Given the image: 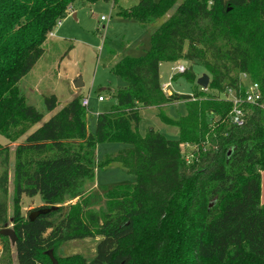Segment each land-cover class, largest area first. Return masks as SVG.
Listing matches in <instances>:
<instances>
[{
    "label": "trees",
    "instance_id": "obj_1",
    "mask_svg": "<svg viewBox=\"0 0 264 264\" xmlns=\"http://www.w3.org/2000/svg\"><path fill=\"white\" fill-rule=\"evenodd\" d=\"M75 1L0 0V134L17 140L41 123L14 150L17 240L13 245L0 233V264H54L50 249L55 254L86 237H101L93 259L74 255L57 264H264V0H140L121 9L144 28L163 21L144 55H125L112 66L124 84L110 110L97 114L94 132L83 97L43 121L18 87ZM98 1L116 0L81 3ZM181 60L190 66L172 79L196 83L198 65L210 76L207 89L197 83L201 92L165 91L161 64ZM249 82L259 84L256 102L243 99ZM229 89L243 99L241 124L233 121ZM181 100L186 113L169 116L165 106ZM44 103L48 112L59 104L55 94ZM145 107L177 127L178 137L154 128L142 135ZM101 142L129 146L99 160ZM9 161V144H0V229L8 221ZM115 162L136 182L95 192L97 168ZM38 194L43 207L55 208L31 219L21 199Z\"/></svg>",
    "mask_w": 264,
    "mask_h": 264
},
{
    "label": "rangeland",
    "instance_id": "obj_2",
    "mask_svg": "<svg viewBox=\"0 0 264 264\" xmlns=\"http://www.w3.org/2000/svg\"><path fill=\"white\" fill-rule=\"evenodd\" d=\"M139 1H98L82 5L81 0H76L74 3L76 15H74V11H69L60 18L61 22L57 23L53 31L49 33L44 54L18 83L25 102L44 113L43 121L48 120L55 111L75 96H86L89 98L88 129L90 132L95 131L97 114L110 110L116 103V98L113 96L114 90L124 84L123 79L114 74L112 66L125 55H144L150 47L151 32L163 21L153 22L148 28H144L137 20L124 17L120 13L121 9L131 8ZM71 45H74L72 49H70ZM178 64H182L186 68L190 66V63L184 60L162 63L161 81L163 85L171 82V85L166 88V92L176 91L186 94L201 92V88L197 87L198 79L196 83L187 81L183 76L175 80L172 79ZM193 69L198 78L207 73L203 67L198 65H194ZM78 77L81 78L83 85L77 88L74 86V81ZM51 94L57 96L59 104L55 110L48 112L45 108L44 97ZM99 95H103L105 99L98 100ZM164 110L169 116L177 118L186 113V103L184 100L177 101L165 106ZM157 112L158 110L154 107L141 109L142 120L139 125L141 134L145 135L150 128H154L169 138H177L178 128L162 122ZM40 125L41 123L32 126L27 134L36 130ZM27 134L13 141H9L0 134V144L8 143L10 147L7 224L12 228L14 150ZM128 146L122 142H101L97 145V158L103 160L107 154L117 153ZM184 150L189 158L192 152L191 146H185ZM136 180L135 175L127 172L120 163L115 162L97 168L93 188L95 192L101 193L103 189L135 183ZM261 201L264 203V171L262 173ZM43 205L44 202L39 194L33 197L23 195L20 209L23 214L28 215ZM100 239L101 237H86L67 241L55 249L54 255L56 259L81 255L89 261L95 256Z\"/></svg>",
    "mask_w": 264,
    "mask_h": 264
},
{
    "label": "built area",
    "instance_id": "obj_3",
    "mask_svg": "<svg viewBox=\"0 0 264 264\" xmlns=\"http://www.w3.org/2000/svg\"><path fill=\"white\" fill-rule=\"evenodd\" d=\"M61 20H58L57 23H60ZM185 66L182 65V64H178L176 67H175V70L176 71H184L185 70ZM246 77V75H244ZM171 85V82L167 83V84H164L163 87L166 91V88L168 86ZM228 98L231 99L233 102H234V108H233V121L235 123H238V124H241L243 119H242V114H243V111L242 109L239 107V104L240 102L243 101V99H245L246 101L248 102H256L260 96H261V92H260V88H259V84L257 82H249L248 85H247V89L245 91V97L242 99L238 96H236L234 93H233V90L229 89L228 91ZM98 99L100 101H103L105 98L103 95H99ZM82 104L86 107H88L89 105V98L84 96L82 98Z\"/></svg>",
    "mask_w": 264,
    "mask_h": 264
},
{
    "label": "water",
    "instance_id": "obj_4",
    "mask_svg": "<svg viewBox=\"0 0 264 264\" xmlns=\"http://www.w3.org/2000/svg\"><path fill=\"white\" fill-rule=\"evenodd\" d=\"M209 81H210V76L205 73L203 74L201 77L198 78V81L197 83L199 85H201L204 89H207L208 85H209ZM81 85H83L82 81H81V78L78 77L75 81H74V86L75 87H80ZM55 208V206H52V207H40L39 209L33 211L30 213V218L31 219H34L36 216L40 215V214H46L48 212H50L51 210H53ZM0 233L3 234V235H7L10 237L11 239V243L13 245H15L16 243V240H17V234L15 232V230L8 226V224H6L2 229H0ZM48 254L50 256V258L53 260L54 264H57L58 261L54 255V250L53 249H50L48 251Z\"/></svg>",
    "mask_w": 264,
    "mask_h": 264
},
{
    "label": "crops",
    "instance_id": "obj_5",
    "mask_svg": "<svg viewBox=\"0 0 264 264\" xmlns=\"http://www.w3.org/2000/svg\"><path fill=\"white\" fill-rule=\"evenodd\" d=\"M75 9H74V7H73V10L72 11H74ZM74 13V15H76L75 14V11L73 12ZM53 37H54V33H53ZM161 67H162V64H161V66H160V75H161ZM169 83V82H168ZM165 84H167V83H165ZM99 100V99H98ZM56 112V111H55Z\"/></svg>",
    "mask_w": 264,
    "mask_h": 264
}]
</instances>
